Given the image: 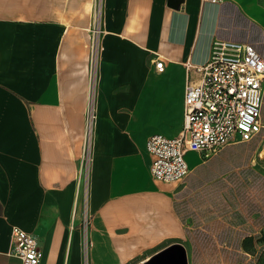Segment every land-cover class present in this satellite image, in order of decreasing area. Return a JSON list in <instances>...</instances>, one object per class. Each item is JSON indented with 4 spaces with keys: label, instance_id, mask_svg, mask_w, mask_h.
Instances as JSON below:
<instances>
[{
    "label": "crops",
    "instance_id": "obj_1",
    "mask_svg": "<svg viewBox=\"0 0 264 264\" xmlns=\"http://www.w3.org/2000/svg\"><path fill=\"white\" fill-rule=\"evenodd\" d=\"M216 38L264 57V0H0V264H22L13 226L39 264H138L173 242L186 264H264V88L252 138L188 151L181 180L150 173L147 138L178 134L187 64Z\"/></svg>",
    "mask_w": 264,
    "mask_h": 264
},
{
    "label": "built area",
    "instance_id": "obj_2",
    "mask_svg": "<svg viewBox=\"0 0 264 264\" xmlns=\"http://www.w3.org/2000/svg\"><path fill=\"white\" fill-rule=\"evenodd\" d=\"M216 1V0H212ZM99 3L94 6L97 21ZM101 30L96 26L94 35ZM162 70V59L153 60ZM187 69L199 73L184 84L182 124L177 135L151 134L146 148L151 155L150 173L164 181L183 179L189 172L185 159L188 151L202 158L216 154L222 147L247 141L262 127L260 105L264 88V57L246 42L214 39L209 57ZM94 111L85 114L84 146L92 139ZM87 223L86 216L83 217ZM11 253L22 264H39L41 251L36 237L18 226L11 228Z\"/></svg>",
    "mask_w": 264,
    "mask_h": 264
},
{
    "label": "water",
    "instance_id": "obj_3",
    "mask_svg": "<svg viewBox=\"0 0 264 264\" xmlns=\"http://www.w3.org/2000/svg\"><path fill=\"white\" fill-rule=\"evenodd\" d=\"M138 264H186L181 244L173 242Z\"/></svg>",
    "mask_w": 264,
    "mask_h": 264
},
{
    "label": "rangeland",
    "instance_id": "obj_4",
    "mask_svg": "<svg viewBox=\"0 0 264 264\" xmlns=\"http://www.w3.org/2000/svg\"><path fill=\"white\" fill-rule=\"evenodd\" d=\"M82 182H83V185H84V183H85V182H84V177H82ZM81 193H83V191H81Z\"/></svg>",
    "mask_w": 264,
    "mask_h": 264
}]
</instances>
